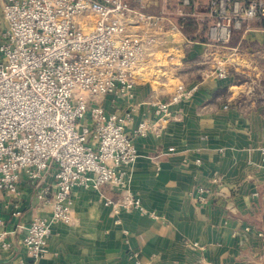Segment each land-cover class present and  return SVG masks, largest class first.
<instances>
[{
	"label": "crops",
	"instance_id": "obj_1",
	"mask_svg": "<svg viewBox=\"0 0 264 264\" xmlns=\"http://www.w3.org/2000/svg\"><path fill=\"white\" fill-rule=\"evenodd\" d=\"M143 1L152 14L173 13L179 6V0ZM206 3L195 0L193 9L201 15ZM259 20L234 33L223 48L190 39L202 26L196 17L189 19L188 33H171L163 42L160 32V43L134 71L132 96L108 94L99 103L109 113L130 112L125 132L132 135L139 122L155 121L150 102L166 100L179 83L195 90L171 104L155 130L132 135L137 158L126 169L123 188H72L73 223L51 224L36 264H264V28L255 26ZM221 56L232 62L219 78L212 71ZM41 184L54 187L53 167L36 185L21 176L18 216L11 196L0 191V230L13 231L5 238L8 247L0 242V264L29 261L16 225L35 217L49 220V204L36 197ZM126 191L157 217L137 211L113 216L102 198Z\"/></svg>",
	"mask_w": 264,
	"mask_h": 264
},
{
	"label": "built area",
	"instance_id": "obj_2",
	"mask_svg": "<svg viewBox=\"0 0 264 264\" xmlns=\"http://www.w3.org/2000/svg\"><path fill=\"white\" fill-rule=\"evenodd\" d=\"M194 4L179 0L173 13L152 14L143 0H3L0 191L11 196L18 216L21 176L36 185L53 167L55 180L54 187L41 184L36 191L50 206L49 220L35 217L16 225L29 261L15 264H36L51 224L73 223V187L123 188L126 169L137 158L133 136L145 137L166 121L171 104L192 95L196 86L179 83L166 100L150 102L155 121L139 122L133 136L125 132L130 112L109 113L99 103L108 94L132 96L134 71L160 43V32L164 42L181 31V22L196 17L207 20L205 44L223 48L235 31L264 18V0H207L201 15ZM133 25L142 29L133 32ZM227 65L217 61L212 75L225 77ZM261 152L264 161V146ZM102 201L113 216L137 211L157 217L130 191ZM11 232L0 230L1 246H9L5 238Z\"/></svg>",
	"mask_w": 264,
	"mask_h": 264
},
{
	"label": "trees",
	"instance_id": "obj_3",
	"mask_svg": "<svg viewBox=\"0 0 264 264\" xmlns=\"http://www.w3.org/2000/svg\"><path fill=\"white\" fill-rule=\"evenodd\" d=\"M190 24H191V22L189 20L185 21V22H181L180 23L181 31L183 33H188L187 31H191V29H189V27H188ZM206 24H207V20H204L202 22L201 28L198 30V32L195 35L189 34L190 39L204 42L206 40V38L204 36V30H205ZM255 26L264 28V18H261L259 21H257L255 23Z\"/></svg>",
	"mask_w": 264,
	"mask_h": 264
},
{
	"label": "rangeland",
	"instance_id": "obj_4",
	"mask_svg": "<svg viewBox=\"0 0 264 264\" xmlns=\"http://www.w3.org/2000/svg\"><path fill=\"white\" fill-rule=\"evenodd\" d=\"M189 27V29L190 28H192V26H191V24L188 26ZM239 30H237V31H235L234 33H235V36L237 35V32H238ZM234 35V34H233ZM232 35V36H233ZM231 39H232V37H231ZM231 39H230V41H231ZM230 41H229V43H230ZM228 43V44H229ZM227 44V45H228ZM219 60H222V61H225L226 62V64H229L230 62H232L231 60H230V57L229 56H221V57H219ZM228 66V65H227Z\"/></svg>",
	"mask_w": 264,
	"mask_h": 264
}]
</instances>
